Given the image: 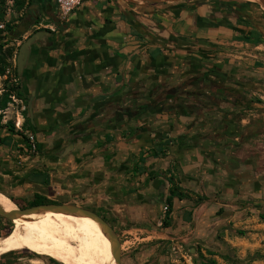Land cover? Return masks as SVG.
<instances>
[{
  "label": "crops",
  "instance_id": "0c3cea01",
  "mask_svg": "<svg viewBox=\"0 0 264 264\" xmlns=\"http://www.w3.org/2000/svg\"><path fill=\"white\" fill-rule=\"evenodd\" d=\"M44 2L57 13L56 0H37L35 13L48 19L49 31L29 48L21 75L38 152L0 128V181L58 191L87 181L88 198L132 206L141 217L177 187L188 197H175L169 228L182 237L215 252L261 245L234 232L252 227L256 216L246 212L264 203L261 134L253 129L264 122L263 104L253 98L262 93L264 101L261 35L198 29V15L211 17L209 4L164 2L152 11L125 0H84L59 27ZM32 6L25 16H34ZM170 35L187 38L186 46L168 42ZM211 47L219 52L201 61L200 51ZM219 48L244 61L215 65ZM207 69L217 87H244L230 89L223 103L221 93L182 97L181 88L196 90ZM32 171L35 179L25 176Z\"/></svg>",
  "mask_w": 264,
  "mask_h": 264
},
{
  "label": "rangeland",
  "instance_id": "374dc122",
  "mask_svg": "<svg viewBox=\"0 0 264 264\" xmlns=\"http://www.w3.org/2000/svg\"><path fill=\"white\" fill-rule=\"evenodd\" d=\"M21 1L24 2L23 6L20 4ZM245 1L254 2L251 0ZM27 2L28 0H0V26L3 25L2 28L0 27V43H4L5 51H7L8 48L13 50V54L7 58L5 73L0 75V96L7 93L10 98L7 107L0 109V128L12 127L14 132L23 135L25 139L29 141L28 137L25 135L26 133L27 135L31 133L27 122L29 118L27 113L28 102L18 87L20 81L16 76L18 52L20 45L26 40L30 32L34 33L39 29L48 28L46 27L48 25V19H41L38 24H33L24 34H14L12 38H9L7 25L21 23V19L26 17L24 12L27 8ZM132 4L130 3V5ZM250 7L253 9V16L263 11V8L256 4H252ZM55 17L59 19L57 13ZM255 20L257 19L255 18ZM61 21L62 20H60V22ZM257 21L260 22L259 20ZM254 34L257 33L254 32ZM219 49L224 53L220 54L218 58L231 60L234 63L237 61H244L235 56L238 55V53L233 50ZM227 53H232L233 55H227ZM261 94L262 93H257L253 95V98L258 104H263L264 110V101H260L259 97ZM263 123L253 128L257 130L259 135L261 134L259 136V141L261 143V148L259 149L261 152L259 153H261V155H264ZM27 147V152L29 154H35V152L30 151L29 146ZM1 181L0 186H4V188L0 187V191L3 190L6 196H8L18 208L26 206L29 201L34 199L36 194H41L46 197L49 196L48 198L59 202L80 205L103 216L115 228L119 236V240L122 244V264H206L202 256L199 255L200 252H203L202 250H204L203 254L206 258L215 259L219 264H264V218L260 216V211H264V203H261L260 207L256 205L259 208L257 210L246 212L247 217L256 216L257 221L252 222V227H239L234 230L236 235L247 237V241L250 239L251 242L257 244V242L261 240L262 244L257 245L255 249L248 248V250H244L242 247L231 248L225 244L224 248L216 252V255H212L207 254V249L202 244H198L195 240H192L193 238L187 240L185 237L181 236L179 231L178 233L175 232L177 231L175 227L173 229L166 226L164 223L165 212L163 203L157 204L155 209H150L146 216L141 217L132 211V206H127V208L121 210L118 206L116 207V205H108L109 203L106 200L98 197L88 198L87 181L85 185L79 186L80 188H74V185L73 187L72 185H67L61 188L62 191H58L55 188L44 190L39 185L34 184L32 187H26L24 184L16 185L9 182L8 179L5 181L3 179ZM48 215L53 216V214ZM55 216H60L59 218H63L70 225L79 229L91 231L87 227L65 216ZM82 216L97 222L89 216ZM15 223L16 221H11L10 218L0 215L1 236L6 235L11 227L13 229ZM12 229L10 231H12ZM232 232L233 231H231V233ZM96 235L100 237L98 234ZM245 245L248 246V243ZM0 264L65 263H61L41 252L21 249L0 255Z\"/></svg>",
  "mask_w": 264,
  "mask_h": 264
},
{
  "label": "bare ground",
  "instance_id": "6f19581e",
  "mask_svg": "<svg viewBox=\"0 0 264 264\" xmlns=\"http://www.w3.org/2000/svg\"><path fill=\"white\" fill-rule=\"evenodd\" d=\"M0 204L7 209L17 208L1 192ZM55 215L65 216L92 232L72 226ZM12 221H16L12 231L0 236V255L13 250L29 249L65 264H115L108 235L99 223L79 214L45 211Z\"/></svg>",
  "mask_w": 264,
  "mask_h": 264
},
{
  "label": "flooded vegetation",
  "instance_id": "af4514ba",
  "mask_svg": "<svg viewBox=\"0 0 264 264\" xmlns=\"http://www.w3.org/2000/svg\"><path fill=\"white\" fill-rule=\"evenodd\" d=\"M173 2L174 3L178 2L180 4V6H182L184 9H191L192 7H195L197 3H201V5L202 4L211 5V7L213 8L212 14L210 15L211 17L205 18V21H203V20L201 21L200 19H202V18H201V16L198 15L197 23L200 24V25H198V29H201V28L208 29V28H210L211 25H213L214 27H218V26L221 27L222 26L224 28H227V29H230V30H233L235 32H238L240 34H245V35H251V32L255 31L261 35L262 39H264V11L259 12L258 14H256V16H253L252 15V10H253L252 7L249 6V7L241 8L238 6V3H239L238 0H216V1H213V0H194L195 3H193L192 5H189L190 0H179V1H172V4L170 2V4H168L167 7L168 6L174 7L175 5H173L174 4ZM149 6L151 8H153V9H151L152 11H154L155 8H157V4H150ZM188 7H190V8H188ZM230 16H233V18H230ZM33 17H34L33 15L26 16L25 18L21 19V22L26 21V20H32L34 23ZM255 18L257 20H259L260 22L255 20ZM19 24L20 23H17V26ZM17 26L14 29V34L16 33ZM167 41L174 43L176 46H186V42H188L187 38L186 39H184V38L182 39V38H178V37L173 38L172 35H170V37L167 39ZM217 52H219V51L215 50V47H211L210 51L201 50L199 56H201V61H204L208 56L212 57V55L214 53H217ZM228 55H233V54L228 53ZM216 59H221V58L216 57ZM214 62H215L214 63L215 65H220V66H223L224 68H228V67L232 66V63L230 61L225 60L223 58L221 59V62H216V61H214ZM202 64H203V66L207 65L206 62H203ZM222 71L225 72L224 70H222ZM203 73H204L203 77L198 78V83H199V88L202 89L205 94L221 93V96H222L221 99H223V101H220L221 103H223L224 100H226V98H230L232 96L233 93L231 91H229L230 89L234 90L232 87H228V86H224L221 88L217 87V85H215L214 81L209 79L210 70L207 69V70L203 71ZM201 82H202V84H200ZM243 87H244L243 85L237 84V87H236L237 89L234 90V92H235L234 94H237L239 92V90L242 89ZM181 91L183 93L185 91V89L181 88ZM37 152H38V148H37L35 154ZM1 193H3V192H1ZM3 194H5V193H3ZM59 203H68V202H59ZM259 207H260V205H259ZM255 208H256L255 210L259 209L256 205H255ZM247 211L252 212L253 210H247ZM261 212L262 211H260V213ZM79 215H81V214H79ZM83 217H85V216H83ZM85 218H87V217H85ZM121 264H122V262H121Z\"/></svg>",
  "mask_w": 264,
  "mask_h": 264
},
{
  "label": "water",
  "instance_id": "95a60500",
  "mask_svg": "<svg viewBox=\"0 0 264 264\" xmlns=\"http://www.w3.org/2000/svg\"><path fill=\"white\" fill-rule=\"evenodd\" d=\"M129 3L139 4V5H150V4H159L164 2H172L179 0H125ZM256 4H258L264 11V0H253ZM35 7H37V0H33L32 12L34 13V18L38 19L39 16L35 13ZM32 20H26L21 22L16 28V35L24 34L33 26ZM46 30L36 31L31 34L24 43L20 46L19 54H18V72L22 75L23 70V59L26 58L29 53V48L32 44H34L38 38L46 34ZM31 108V104L29 103V109ZM45 211H53V212H62V213H72V214H81L86 215L94 219L99 223L105 234L108 235L112 252L115 257V264H121L122 262V244L119 240V236L115 230V228L100 214L89 210L87 208L81 207L77 204L73 203H47V204H38L33 206H28L25 208H15V209H7L0 204V215L8 217L12 220L19 217H26L28 215L45 212Z\"/></svg>",
  "mask_w": 264,
  "mask_h": 264
},
{
  "label": "trees",
  "instance_id": "16d2710c",
  "mask_svg": "<svg viewBox=\"0 0 264 264\" xmlns=\"http://www.w3.org/2000/svg\"><path fill=\"white\" fill-rule=\"evenodd\" d=\"M213 1H216V0H213ZM238 1H239L238 6L241 7V8L249 7L252 4H256L255 2H250V1H245V0H238ZM32 2H33V0L27 2V8H28L29 4H31ZM23 3H24L23 1L20 2V4L22 6H23ZM256 5H258V4H256ZM44 6H45V14L49 17V19L52 20L53 22L57 23V25L59 27H62L63 25L60 23V20L57 19L55 17V15H54V7H53V5L51 3L44 2ZM29 14L31 15L30 11L28 10L26 15H29ZM33 20H34V24H38L40 22L41 18L40 17L38 19L34 18ZM16 26H17V24H8L7 25V32H8V37L9 38L13 37L14 29H15ZM40 30L49 31L48 29H39L37 31H40ZM12 54H13V50L12 49L8 48V50L5 51L4 50V43H0V75H3L5 73V65L7 64V58L9 56H11ZM16 76H17V78L20 81L18 87L21 90V88H22L21 75L18 72V67L16 68ZM195 89L196 90H189V91L185 90L182 93V97L188 98V97H194L196 95H203L204 91L202 89H200L199 87H196ZM9 100H10V98H9L7 93H5L3 96H0V109L6 108L7 107V103H8ZM145 107L143 106V108H145ZM27 113H28V111H27ZM27 122H28V126H29V129H30L31 126H30V119L29 118L27 119ZM1 128L5 129L3 127H1ZM8 129L11 130L12 132H14V129L12 127H9ZM157 157H158V155H157ZM25 176L26 177H31V179H35L37 177V174H36L35 171H32V172L26 173ZM175 197H177L178 199H182V198H185V197H188V196H183L182 197V194H180L178 188L177 187L176 188L173 187V188L170 189V194L165 198V200L161 201V203H163V205H164L163 209H164L165 206L167 207V210L165 211V222H164L167 227H171V224H172V220H173L172 214L174 212V199H175ZM200 199H202V198H200ZM47 203H59V201L52 200V199H50V198H48L46 196H43L41 194H36L34 199L29 201L27 203V205L23 206L22 208H25V207H28V206H33V205H38V204H47ZM222 212H223V210L219 211L218 212L219 215ZM260 216L262 218H264V212H261ZM11 229H12V227H11ZM0 236H1V232H0ZM215 253L216 252L214 250L207 249V254H212L213 255ZM199 255L202 256V258L205 260L206 264H219L215 259L206 258V256L203 254V252H200Z\"/></svg>",
  "mask_w": 264,
  "mask_h": 264
},
{
  "label": "built area",
  "instance_id": "2783aa9c",
  "mask_svg": "<svg viewBox=\"0 0 264 264\" xmlns=\"http://www.w3.org/2000/svg\"><path fill=\"white\" fill-rule=\"evenodd\" d=\"M84 0H56V11L60 20H66L68 16L79 6ZM1 28L3 25L0 26ZM28 145L30 151L36 152L37 150V141L34 134L30 133L28 135ZM167 210V207H164V212Z\"/></svg>",
  "mask_w": 264,
  "mask_h": 264
}]
</instances>
